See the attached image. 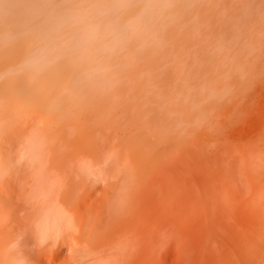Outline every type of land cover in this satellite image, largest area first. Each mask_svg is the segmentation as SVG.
Wrapping results in <instances>:
<instances>
[{"label":"rangeland","instance_id":"1","mask_svg":"<svg viewBox=\"0 0 264 264\" xmlns=\"http://www.w3.org/2000/svg\"><path fill=\"white\" fill-rule=\"evenodd\" d=\"M0 264H264V0H0Z\"/></svg>","mask_w":264,"mask_h":264},{"label":"bare ground","instance_id":"2","mask_svg":"<svg viewBox=\"0 0 264 264\" xmlns=\"http://www.w3.org/2000/svg\"><path fill=\"white\" fill-rule=\"evenodd\" d=\"M33 66V65H35V62L34 61H29L28 62V66ZM27 68V67H26ZM62 67H59V63H57L56 65H55V75H56V78H59L61 75H62V72H63V70L61 69ZM61 69V70H60ZM59 80V79H58Z\"/></svg>","mask_w":264,"mask_h":264}]
</instances>
